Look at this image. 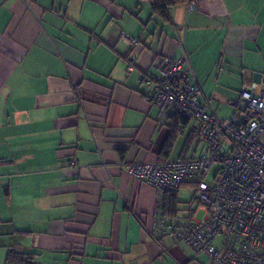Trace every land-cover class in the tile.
<instances>
[{"label":"crops","instance_id":"1","mask_svg":"<svg viewBox=\"0 0 264 264\" xmlns=\"http://www.w3.org/2000/svg\"><path fill=\"white\" fill-rule=\"evenodd\" d=\"M187 2L164 19L148 0H0V264L10 248L34 264L194 258L148 234L158 193L125 168L206 145L188 120L163 152L172 113L150 104L140 76L185 50L197 101L230 118L242 90L264 91V0Z\"/></svg>","mask_w":264,"mask_h":264},{"label":"built area","instance_id":"2","mask_svg":"<svg viewBox=\"0 0 264 264\" xmlns=\"http://www.w3.org/2000/svg\"><path fill=\"white\" fill-rule=\"evenodd\" d=\"M195 2L188 0L187 8ZM119 36L132 47L138 44L123 31ZM124 61L132 71L134 56L128 54ZM192 73L184 50L176 59H157L153 72L140 76L150 104L161 113L194 120L195 139L206 145L196 157L135 162L125 168L130 177L158 193L148 234L157 242L167 236L188 245L194 258L185 264H264V91L242 90L234 114L221 120L197 101L199 87ZM214 164L218 170L210 186L205 179ZM184 182L192 184L197 209L205 212L201 219L195 218L197 210L183 215L163 210V196L179 192Z\"/></svg>","mask_w":264,"mask_h":264},{"label":"trees","instance_id":"3","mask_svg":"<svg viewBox=\"0 0 264 264\" xmlns=\"http://www.w3.org/2000/svg\"><path fill=\"white\" fill-rule=\"evenodd\" d=\"M152 11L164 19H168V8L177 4L186 2V0H148ZM188 119L181 117L179 115L173 114L171 117V132L163 146V152L168 153L173 145V140L177 135V130L180 125H185ZM194 138H195V129H194ZM183 184H191L190 182ZM182 184V185H183ZM181 185V186H182ZM192 185V184H191ZM177 192L166 193L163 196V210L168 215L177 214ZM196 199V198H195ZM192 211V209H190ZM4 264H34V254L32 252H20L13 248L7 253Z\"/></svg>","mask_w":264,"mask_h":264},{"label":"rangeland","instance_id":"4","mask_svg":"<svg viewBox=\"0 0 264 264\" xmlns=\"http://www.w3.org/2000/svg\"><path fill=\"white\" fill-rule=\"evenodd\" d=\"M220 116V115H219ZM218 165L214 164L208 173V176L206 177L205 181L208 185L212 186L214 183V177L217 173ZM178 203H177V214L183 215L192 209L195 212V218L201 219L205 212L201 209H197V200L195 199V194L193 190V186L190 184H183L177 194ZM215 245H219V238L217 237L215 241Z\"/></svg>","mask_w":264,"mask_h":264}]
</instances>
